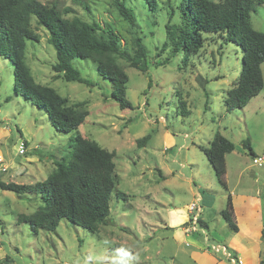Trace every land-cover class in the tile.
Returning a JSON list of instances; mask_svg holds the SVG:
<instances>
[{"label": "rangeland", "instance_id": "374dc122", "mask_svg": "<svg viewBox=\"0 0 264 264\" xmlns=\"http://www.w3.org/2000/svg\"><path fill=\"white\" fill-rule=\"evenodd\" d=\"M156 1L154 13L146 12L145 0L129 1L150 55L145 71L119 59L129 77L132 109L122 110L111 98V83L90 59L72 64L93 87L58 76L48 31L32 19L39 42L27 41L26 63L37 83L54 88L69 105L86 103L89 115L77 132H58L45 111L15 95L14 68L0 58L1 183L45 181L55 163L70 161L78 134L113 152L116 165L109 222L97 234L66 220L55 231L33 233L20 220L43 205L41 196L0 188V264H231L217 246L244 264H264V167L254 165L243 148L248 142L257 157L264 156V89L244 109L228 112L224 101L240 76V47L214 34L198 52L175 53L169 32L179 16H171L170 0ZM42 2L62 12L71 9L69 17L110 24L124 47L130 44L132 35L111 0ZM251 24L264 32V4L252 14ZM261 69L264 77V64ZM217 133L237 147V157L227 161L226 187L203 152ZM147 135L151 139L139 147ZM22 143L24 155L18 152ZM229 196L237 233L221 214ZM192 204L199 211L189 213Z\"/></svg>", "mask_w": 264, "mask_h": 264}, {"label": "trees", "instance_id": "16d2710c", "mask_svg": "<svg viewBox=\"0 0 264 264\" xmlns=\"http://www.w3.org/2000/svg\"><path fill=\"white\" fill-rule=\"evenodd\" d=\"M43 0H0V58L9 61L14 68L15 95L22 96L48 115L52 126L60 133L77 132L89 115L86 103L68 104L54 88L41 85L34 79L26 63L27 41L39 42L32 29V19L49 34V43L56 51L57 62L53 70L66 82H77L88 87L94 84L83 78L72 61L90 59L97 64L100 77L112 85L111 98L123 109H132L127 98L129 77L119 64L125 60L131 68L145 71L149 63V50L144 38L136 30L141 24L130 0H111L120 17V23L128 26L132 35L130 44L121 42L119 33L110 24L102 26L80 16L69 17L71 9L62 12L57 5H48ZM46 1V0H44ZM171 1V16L178 14L179 21L170 29L175 40V53H195L204 46L209 35H226L227 43H234L242 51V68L235 86L227 92L225 107L228 112L244 109L264 89L262 65L264 64V32L253 29L252 14L264 4V0H175ZM147 13L156 12L158 2L145 0ZM82 6V3H79ZM84 8L90 10L88 4ZM73 12V11H72ZM168 61L170 59H167ZM157 64H161L158 63ZM182 113L188 115L185 103ZM151 135L138 141L143 147ZM243 148L255 157L248 142ZM236 150V145L220 133L215 134L203 152L209 160L219 184L226 187L227 155ZM115 154L101 148L96 142L78 134L70 161L55 163L56 167L43 182L33 185L1 183L0 188L17 195L36 193L43 205L35 213L21 218L33 233L39 230L55 231L66 220L92 234L99 233L107 225L110 201L115 191ZM238 232L234 224L233 203L229 196L227 207L221 213Z\"/></svg>", "mask_w": 264, "mask_h": 264}, {"label": "built area", "instance_id": "2783aa9c", "mask_svg": "<svg viewBox=\"0 0 264 264\" xmlns=\"http://www.w3.org/2000/svg\"><path fill=\"white\" fill-rule=\"evenodd\" d=\"M18 152L20 155H24L26 153V147H25V144L22 143L19 148H18ZM253 164L258 166V167H264V156H255L253 157ZM0 163H2V160H0ZM2 165V164H1ZM1 170L5 171L6 168L2 167ZM188 212L189 213H193L195 211H199V208L196 206V204H192V205H189L188 207ZM198 219L197 216H194V222H196ZM216 248H218V252H221V253H224L227 257V259L230 261L231 264H244L242 259L237 257V256H233L232 254H230L228 252V249L225 248V247H221V246H217Z\"/></svg>", "mask_w": 264, "mask_h": 264}, {"label": "crops", "instance_id": "0c3cea01", "mask_svg": "<svg viewBox=\"0 0 264 264\" xmlns=\"http://www.w3.org/2000/svg\"><path fill=\"white\" fill-rule=\"evenodd\" d=\"M236 152H237V147H236V150L235 151H233L231 154L227 155L226 162L229 160L230 157H233V159H235L237 157L235 155ZM226 177H227V175H226Z\"/></svg>", "mask_w": 264, "mask_h": 264}]
</instances>
